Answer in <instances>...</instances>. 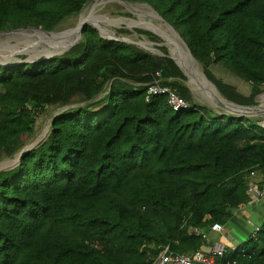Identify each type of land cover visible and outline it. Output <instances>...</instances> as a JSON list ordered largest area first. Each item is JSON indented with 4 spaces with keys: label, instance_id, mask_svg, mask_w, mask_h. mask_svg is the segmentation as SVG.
Instances as JSON below:
<instances>
[{
    "label": "trees",
    "instance_id": "trees-1",
    "mask_svg": "<svg viewBox=\"0 0 264 264\" xmlns=\"http://www.w3.org/2000/svg\"><path fill=\"white\" fill-rule=\"evenodd\" d=\"M91 1L0 0V33L52 32ZM120 1L145 4L168 23L223 99L255 105L264 0ZM158 50L84 26L67 52L0 65V160L20 152L47 109L92 102L58 114L45 141L0 172V264H153L166 247L192 255L204 245L193 230L234 222L252 173L263 190L264 126L194 103L181 67ZM213 65L248 82L251 94L216 79ZM156 73L190 109L174 112L163 95L146 100ZM220 262L264 264V222Z\"/></svg>",
    "mask_w": 264,
    "mask_h": 264
},
{
    "label": "rangeland",
    "instance_id": "rangeland-1",
    "mask_svg": "<svg viewBox=\"0 0 264 264\" xmlns=\"http://www.w3.org/2000/svg\"><path fill=\"white\" fill-rule=\"evenodd\" d=\"M95 1L96 0L88 2L83 7V9L87 5L92 4ZM106 2L107 3H105L104 5L99 6V8H97L98 10L96 9L97 12L95 13L96 16L98 14V17H102V18L105 17L104 18L105 20L111 22V24L102 26L104 29L106 28L105 29L106 31H108L109 33L111 32L113 36H115L116 38L125 40L126 42L129 43H133L139 46L140 48L155 55H160V52L158 50L159 47H166L168 49L169 56L172 57L171 48L167 46V44H165L166 42L162 38H159V35L153 29H151L147 25L143 24V22H141V21L152 22L153 24L157 23L155 20L151 19L150 17L148 18L149 16L148 13L153 12L149 6L140 3H126V4H131L133 6L132 8H130L131 9L130 10L126 4L120 3L116 0H106ZM89 6L91 8V5ZM145 12L146 13L148 12L147 16ZM79 16L80 14L63 21L54 31L50 32V35L55 34L56 35L55 39H56L59 36L64 37V35L69 31L75 30L79 22ZM117 20H122V21L124 20V21L120 24L113 22ZM128 23L131 25H129ZM120 30L128 31V32L120 33L119 32ZM26 31L33 32V30L32 31L26 30ZM136 31L148 32L154 35L155 37H157L161 41V43L152 42L148 40L147 37L143 35H138ZM12 33L13 36L11 35ZM15 33L16 32L6 31V33L0 34V65L13 66L24 63H33L44 59H51L60 54V53L56 54L57 51L52 46L53 44L52 42L54 41L51 40L50 42L43 41L41 38H39V36H36L35 34L33 35L32 38H25V37L22 38V36L16 35ZM102 35L104 34L102 33ZM104 37L107 36L104 35ZM67 48L60 51H64ZM198 67H199V72L203 75L204 72L202 68L199 65ZM210 72L216 79L235 86L242 94L244 95L251 94L252 92L251 85L248 82L244 81L243 79L239 78L230 70L219 65H213L210 67ZM186 77L187 80L184 82V84L191 92L194 103L209 107L210 109L214 110V112H217L219 114L230 115L234 117L240 116V114H237L236 112L224 107L222 104L217 102L214 96H212L211 93L204 86L198 85L196 83L194 84L193 82H191L192 80L188 76ZM209 84L213 85L211 82H209ZM216 93L218 94L219 97H221V95L217 92V90ZM102 96L99 98H102ZM99 98H97L95 102L98 101ZM221 99H223V97H221ZM91 103L92 102L89 103L74 102L72 105L67 107L47 109L45 113L38 118L37 128L35 133L30 137L24 138V144L19 153L23 152L24 150L34 149L39 144L45 141V139L47 138L46 136H48L50 132L51 123L54 116L68 109L89 106ZM259 107L260 108L262 107L263 112H261L257 116H247L246 118L264 126V88L262 89L261 93L256 96L255 105L251 106L250 108L253 109ZM47 125L49 126V132L45 136V138L38 144L28 148V146L31 145L34 142V140H36L37 135ZM19 153H17L16 155L10 158L3 157L0 160V163L3 162L10 163L13 159L16 158L17 155H19ZM18 163L19 161L17 160V162L13 166H11L10 164L9 165L10 167H8L5 170H0V172L9 171L15 168L18 165ZM257 178L259 179L258 175L256 179ZM263 222H264V190H263V197L260 200V202L253 205H245L244 207L240 208L239 211L235 214L234 222L231 223L228 226V228H224L222 234L229 243V245L236 247L242 243H245L249 238V236L251 234H254L256 228H259L263 224Z\"/></svg>",
    "mask_w": 264,
    "mask_h": 264
},
{
    "label": "bare ground",
    "instance_id": "bare-ground-1",
    "mask_svg": "<svg viewBox=\"0 0 264 264\" xmlns=\"http://www.w3.org/2000/svg\"><path fill=\"white\" fill-rule=\"evenodd\" d=\"M105 3H107L106 0H96L92 4H89V5H91V8L89 5H87L80 12L79 22L77 24V28L75 30L67 32L64 35V37L59 36L55 39V36H56L55 34L50 35V33L48 34V33L35 32V31H33V32L22 31V32H17L15 34L22 36V38L23 37L32 38L33 35L35 34L36 36H39V38H41L43 41H47V42L48 41L50 42V40L54 41L55 43L52 42L53 43L52 46L57 51L56 54H59V53L62 54L63 51H60V50H63V49L70 46L69 48H67V50H64V52H67L74 44H76L79 41V32H80L82 26H84L85 24L92 25L93 27L97 28L100 32L102 31L101 33H103L105 36H107L106 38H110V39L116 38L115 36H113V34L111 32L109 33L108 31H106L105 30L106 28L104 29L102 27L103 25L111 24V22H109L108 20H105L104 19L105 17L104 18L98 17V14H97V16L95 14L97 12L96 9L99 8V6L104 5ZM126 5L129 9L133 7L131 4H126ZM147 13H146V16H147ZM139 14H142V13H139ZM148 15H149L148 18L150 17L151 19L155 20L157 23L153 24L152 22H144L141 20L140 21L143 22V24L150 27L151 29H153L159 35V38H162L166 42L165 44H167V46H169L171 48L172 57L176 60V62L179 64V66L188 74L189 78L192 80L191 82H193L194 84L196 83L198 85L204 86L211 93V95L214 96V98L217 100V102L222 104L224 107L236 112L237 114L247 115V116H257L258 114L263 112L262 107L261 108L260 107L259 108H253V109L249 110V109L237 108L231 104L225 103L221 99V97L218 96V94L216 93L214 88L204 79L203 75L199 72L198 65L192 59L191 55L184 48L182 42L174 34V32L169 27H167L161 19H159L155 14H153V12L148 13ZM123 21L117 20V21H113V22L120 24ZM129 25H131V24H129ZM30 31H32V30H30ZM11 35L13 36V33ZM14 39H16V38H14ZM48 132H49V126L47 125L37 135L36 140H34V142L31 145H29L28 148H30L33 145H36L39 142H41L45 138V136L48 134ZM28 148H26V149H28ZM20 155H21V153H19V155H17L16 158L13 159L10 163H6V162L0 163V170L7 169L8 167H10L9 166L10 164H11V166H13L17 162V160L19 161Z\"/></svg>",
    "mask_w": 264,
    "mask_h": 264
},
{
    "label": "built area",
    "instance_id": "built-area-1",
    "mask_svg": "<svg viewBox=\"0 0 264 264\" xmlns=\"http://www.w3.org/2000/svg\"><path fill=\"white\" fill-rule=\"evenodd\" d=\"M146 87V100L152 96L163 95L166 96L168 105L174 112L190 109L189 103L168 87L161 85L159 73L155 74V79ZM250 178L246 205L256 204L263 197V190L259 188L255 174L252 173ZM223 230L224 227L218 223L212 224L208 232L193 230L192 235L203 241V247L192 255H177L170 252L169 248L166 247L153 264H224L220 260L224 255L225 249L232 246L223 238ZM256 231H258V228H256ZM227 264H235V262Z\"/></svg>",
    "mask_w": 264,
    "mask_h": 264
},
{
    "label": "water",
    "instance_id": "water-1",
    "mask_svg": "<svg viewBox=\"0 0 264 264\" xmlns=\"http://www.w3.org/2000/svg\"><path fill=\"white\" fill-rule=\"evenodd\" d=\"M116 1H118V2H120V3H126V2H123V1H120V0H116ZM153 12H154V14L159 18V19H161L164 23H165V25L167 26V27H169L173 32H174V34L180 39V41L182 42V44H183V46H184V48L189 52V54L191 55V53H190V51H189V49H188V47L186 46V44L184 43V41L181 39V37L179 36V34L168 24V23H166L161 17H159V15L154 11V10H152ZM84 26H91L92 28H94L98 33H99V35L102 37V38H104V39H107V40H109V41H117V42H126L125 40H122V39H119V38H113V39H110V38H106V37H104L103 35H102V33L97 29V28H95V27H93L92 25H89V24H85ZM84 26H82V28L84 27ZM82 28H81V30H82ZM26 30H33V31H35V32H42V33H50V32H47V31H44V30H42V29H40V28H29V29H19V30H14V31H11V32H22V31H26ZM81 30H80V32H79V40L81 39ZM2 33H6V32H1L0 34H2ZM78 43V42H77ZM76 43V44H77ZM129 43V42H128ZM131 44H133V43H131ZM75 45V44H74ZM73 45V46H74ZM72 46V47H73ZM191 57H192V59L195 61V63L198 65V63L196 62V60L193 58V56L191 55ZM171 59H173L174 61H175V63L179 66V64L176 62V60L173 58V57H171ZM44 60H47V59H44ZM39 62V61H38ZM1 66H6V65H1ZM180 67V66H179ZM184 71V70H183ZM184 74L186 75V76H188V74L184 71ZM189 77V76H188ZM203 77H204V79L209 83V81L207 80V78L205 77V75L203 74ZM213 88H214V90L216 91V88L213 86V85H211ZM223 100V99H222ZM225 103H227V104H231V105H233V106H235V107H237V108H243V109H251L250 107H243V106H239V105H236V104H233V103H231V102H228V101H226L225 99L223 100ZM57 116V115H56ZM56 116H54L53 117V119L56 117ZM247 115H240V116H238V117H246ZM52 119V120H53ZM30 150H32V149H28V150H24L23 152H21V155H20V157H19V160H20V158L25 154V153H27L28 151H30Z\"/></svg>",
    "mask_w": 264,
    "mask_h": 264
},
{
    "label": "crops",
    "instance_id": "crops-1",
    "mask_svg": "<svg viewBox=\"0 0 264 264\" xmlns=\"http://www.w3.org/2000/svg\"><path fill=\"white\" fill-rule=\"evenodd\" d=\"M258 179V178H257ZM261 178L259 177V179L257 180V182H260ZM264 190V189H263ZM244 207V206H243ZM242 208V207H241ZM223 238L225 239V237L223 236ZM226 240V239H225ZM227 241V240H226Z\"/></svg>",
    "mask_w": 264,
    "mask_h": 264
}]
</instances>
